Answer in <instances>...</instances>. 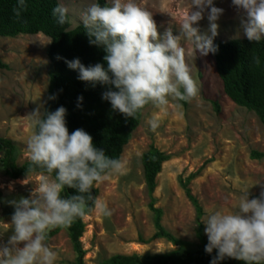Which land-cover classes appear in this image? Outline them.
Instances as JSON below:
<instances>
[{"label": "rangeland", "instance_id": "obj_1", "mask_svg": "<svg viewBox=\"0 0 264 264\" xmlns=\"http://www.w3.org/2000/svg\"><path fill=\"white\" fill-rule=\"evenodd\" d=\"M58 2L67 8L70 29H74L83 25L82 14L94 0ZM136 2L152 14L158 33L171 27L174 35L179 34V24L190 7V0ZM214 3L224 11L217 21L213 44L246 38L231 0ZM197 24L201 32H207L206 17ZM50 43L44 34L0 37V61L8 66L0 69V139L10 140L16 147L18 166L30 161L26 141L32 128L28 114L38 106L42 112L45 110ZM180 45L198 93L186 103L170 98L164 108L150 104L143 111L140 125L123 149L121 160L126 164V173L108 176L95 185L99 192L96 200L103 201L111 215L103 216L95 207L84 216L85 232L80 238L84 264H101L117 254H164L178 248L164 238L153 237L157 229L141 163L151 145L169 156L157 177L155 207L162 209V226L182 241L200 243L196 209L181 187V180L185 182L197 173L189 188L204 214L206 209L214 208L230 211L243 194L242 188L250 187L249 198L258 197L264 190V157H251L252 151L264 154L263 124L254 112L236 105L225 94L214 53L201 55L192 41L184 38ZM214 102L219 104V111ZM153 117L158 120L155 129L148 125ZM3 156L0 149V242H6L11 234V215L6 211L13 206L8 201L28 196L46 176L53 178L32 173L12 180L3 168ZM24 180L28 182L22 183ZM46 242L57 252L55 264H74L77 254L66 230Z\"/></svg>", "mask_w": 264, "mask_h": 264}, {"label": "clouds", "instance_id": "obj_2", "mask_svg": "<svg viewBox=\"0 0 264 264\" xmlns=\"http://www.w3.org/2000/svg\"><path fill=\"white\" fill-rule=\"evenodd\" d=\"M231 5L239 14L245 37L255 42L264 40V0H231ZM25 7L26 0H16V15ZM223 11L214 0H190L179 34L174 35L171 27L158 33L152 14L136 0H105L103 5L94 0L81 22L89 43L103 48L106 67L101 63L86 67L79 58L65 63L78 72L81 81L93 86L111 85L101 98L125 117L134 118L148 104L164 108L170 98L187 101L197 95L198 87L185 63L180 39L191 40L201 55L215 53L213 38ZM67 12L65 6L57 4L52 9L56 23L63 25ZM205 17L206 33L197 24ZM28 115L32 128L26 141L29 159L47 174L55 175L51 179L46 176L28 196L8 201L14 211L11 234L6 242H0V264H55L57 252L46 242L48 233L83 216L88 201L95 203L101 215L110 216L111 209L103 201L94 200L92 188L108 176L127 171L124 161L106 155L84 129L69 132L64 106L43 112L38 106ZM148 125L155 129L158 120L150 118ZM66 187L75 190L67 197L61 195ZM249 188L241 189L243 194L230 211L206 209L201 216L208 241L204 250L209 254L216 250L209 264H219L226 258L264 264V190L258 197L249 198Z\"/></svg>", "mask_w": 264, "mask_h": 264}, {"label": "trees", "instance_id": "obj_3", "mask_svg": "<svg viewBox=\"0 0 264 264\" xmlns=\"http://www.w3.org/2000/svg\"><path fill=\"white\" fill-rule=\"evenodd\" d=\"M99 3L103 5L105 0H99ZM57 4H59L58 0H26L25 9L17 16L14 11L16 0H0V37L15 38L19 35L44 34L50 38L48 52L50 85L44 111H54L57 107L64 106L69 132L77 128L84 129L92 136L96 147L104 148L105 154L110 157L121 159L124 147L131 140L133 132L141 123L143 111L150 104L146 105L134 118L125 117L113 111L110 103L101 98V94L112 87L111 85L97 83L93 86L77 78L78 72L69 69L65 63L66 60L79 58L86 67L96 63L106 67V61L103 59L105 52L102 47L89 43V36L83 25L70 29L68 13L63 25L56 23L52 9ZM214 46L217 49L214 53L216 69L225 94L236 105L254 112L264 126V40L255 42L247 38H235L226 42L216 41ZM5 68L8 66L0 61V69ZM80 96L83 97L82 101L77 100ZM214 105L219 111V104L214 102ZM0 149L4 151L1 161L10 179H18L32 173L47 174L31 161L18 166L15 160L16 147L10 140L0 139ZM251 157L261 159L264 154L252 151ZM168 159L167 154L151 145L142 155L141 163L150 197L149 207L154 213V224L157 229L153 237L164 238L178 248L164 254H117L101 264H209L211 258L215 256V249L211 254L204 250L207 239L204 234V225L200 223L204 212L189 188L190 181L197 176V173L191 174L185 182L181 180L180 184L196 209L198 224L196 233L200 243L193 245L182 241L169 233L161 224L163 212L162 209L155 207L154 192L157 187V177ZM47 175L54 178L55 173ZM95 185L92 188L94 200L99 193ZM74 191L66 187L61 195L67 197ZM94 208L95 203L88 201L83 216L75 218L67 227H56L48 233L47 239H50L61 230L67 231L77 254L74 264H84L85 252L80 242L85 232L83 218ZM13 211L14 208H9L6 214L11 215ZM219 264H245V262L226 258Z\"/></svg>", "mask_w": 264, "mask_h": 264}]
</instances>
